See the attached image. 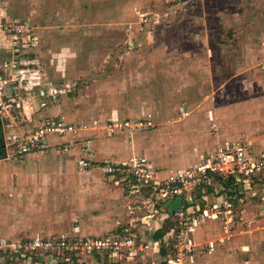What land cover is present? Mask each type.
<instances>
[{"label": "rangeland", "instance_id": "374dc122", "mask_svg": "<svg viewBox=\"0 0 264 264\" xmlns=\"http://www.w3.org/2000/svg\"><path fill=\"white\" fill-rule=\"evenodd\" d=\"M16 22L29 23L32 28L31 40L23 37L19 48L13 46L9 32ZM0 59H15L18 67L25 69V80L40 83L37 95L39 89L46 92L53 87L54 100H49L50 94L49 98L38 96L47 101L46 109L55 107L47 117L76 125L109 119L115 111L131 119L146 111L155 125L149 131L158 145L157 154L167 151L172 159L180 157L183 150L182 155L192 162L189 165L199 160V108L206 114L212 111L203 134L212 139L213 149L224 137L256 142L264 137V0H0ZM212 92L228 101H200ZM231 97L233 101H229ZM206 103L211 105L207 109ZM1 128L5 144V128ZM141 134L147 133H136ZM165 147L168 149L162 152ZM8 152L10 157V148ZM3 165L0 264H34L28 256L21 257L25 253L23 242L51 235L41 227L67 231L74 216L69 211L58 223L52 207L20 213L26 203L37 202H29L32 197L24 193V203H20L6 192L4 176L13 178L14 169ZM170 166L165 168L170 170ZM91 172L110 183L98 172ZM111 185L117 191L108 192L113 200L109 205L114 206L112 210L117 206L119 212L123 207V212L108 221L131 224L133 231L148 239V231H157L167 218L169 203L157 205L155 216L146 218L150 207L143 195L130 194L113 182ZM69 200L66 191L54 205L65 210L70 208ZM243 200L232 205L230 214L221 208L218 220L207 221L203 239L197 230L198 244L217 242L212 253H202L198 264H227L228 260L243 264L249 254L246 248L256 237L264 243L258 201ZM97 221L102 223L99 218ZM153 221L159 223L158 228ZM40 230L44 232H35ZM144 263L138 260L136 264Z\"/></svg>", "mask_w": 264, "mask_h": 264}, {"label": "built area", "instance_id": "2783aa9c", "mask_svg": "<svg viewBox=\"0 0 264 264\" xmlns=\"http://www.w3.org/2000/svg\"><path fill=\"white\" fill-rule=\"evenodd\" d=\"M31 31L29 23L10 25L13 46H23V37L29 42ZM24 70L18 67L15 59L0 65V126L5 128L4 146L8 155V148L11 150L9 158L20 161L31 153L46 150L50 136L81 138L85 133H96L101 129L98 121L75 126L63 119L45 118L30 132L17 130L24 114L23 103L27 99L24 93L40 86V83L25 80ZM47 92L54 95L53 87ZM38 96L45 98L47 93L39 89ZM154 127L148 115L146 119L133 121L114 118L105 123L102 130L105 135L131 136ZM250 147L245 141L222 143L212 152L200 156L194 166L168 172L142 156L110 163L99 162L93 153L84 151L77 161L78 171L98 172L114 185L126 188L130 194L143 195L150 207L146 218L154 217L152 214L157 205L178 201V208L164 219L169 221L168 227L159 238L154 237L156 230H149L148 239L133 231L131 224H118L114 232L101 238L70 236L68 233L34 236L23 242L25 253L21 257L28 256L36 262L34 264H39L38 261L42 264H136L138 260L145 261L144 264H191L197 253L212 251L213 244L217 243H196V230L209 220H218L221 208L225 213H231L230 208L237 202L239 194L234 187L244 191L249 183L264 178V153L254 154ZM69 148L64 145L61 152L66 154ZM226 184L231 187L229 191ZM142 188L151 191L142 193ZM208 195L219 196V202L208 204ZM260 218L264 220V212ZM148 259L149 263H146Z\"/></svg>", "mask_w": 264, "mask_h": 264}, {"label": "crops", "instance_id": "0c3cea01", "mask_svg": "<svg viewBox=\"0 0 264 264\" xmlns=\"http://www.w3.org/2000/svg\"><path fill=\"white\" fill-rule=\"evenodd\" d=\"M2 59H0V65L3 63ZM9 87L7 86V93ZM49 90V88H48ZM36 91V92H35ZM32 92H26L24 100V115L21 119L20 128L17 130L21 132H30L32 131L36 125L45 118H57V117H47L48 113L55 112V107L51 109H46V102L38 99L37 89ZM47 97L49 98L48 92L46 90ZM35 95V96H34ZM41 98V97H39ZM56 97H51L49 100H54ZM43 99V98H41ZM234 97H231L229 101H233ZM200 101H228L226 96L222 95H213V92L210 96H206ZM51 103V101H48ZM212 103V104H213ZM202 103H199V106ZM210 103H206L204 106L205 109L210 107ZM203 110V109H202ZM206 111V110H205ZM183 115V110H180ZM212 113V111H211ZM206 114L205 112H201L199 108V158L200 156L212 152L213 149V141L212 139L206 138L203 134V129L208 127V120L212 116V114ZM52 115V114H50ZM150 115L146 111H142L141 115L137 119H131L127 117H121L115 111L110 114L109 119L100 120V130L95 132H91L85 134L83 138L78 139L79 137H74L71 135H67L65 137L58 136H50L47 139L48 148L44 151H37L25 156L22 160L17 161L12 158H9L7 154L6 147L4 146V156L0 157V164H4L5 168H12L14 177L10 179L8 175L4 176V180L7 183L6 192L10 195L13 194L16 196L20 203H24L21 199L24 193H27V196L32 197V200L29 199V202H37L36 204L26 203L24 208L20 211L23 213V210L29 209L32 213H38L39 210H47L51 207L54 208L56 218V222H62L63 216L70 211V216L74 217L71 219L70 224H68V230H62L63 228L57 227H41L43 230H47V234H65L69 232H78L79 236L83 235H92L97 234L99 236H103L108 234V232H113L115 226L118 222L114 223L112 220L108 221L110 217H118V214L123 212H119L120 210L117 206L112 210L113 205H109V202L113 201L112 196L108 193L109 191H117V188L112 187V182L108 180L110 183L103 182V179H100L98 175H93L90 172H80L77 168L78 159L84 155V151H89L95 155V159L101 162H126L134 157H145L155 165L161 166L165 172L168 171H177L188 169L193 165H189L188 156L186 154L182 155L183 150L180 152V157L169 158V155L166 153L168 147H165L162 152L163 155L157 154V143L154 138L151 137L150 131H141L146 132L147 134L136 135L133 134L128 136L127 138L122 137L123 134L120 135H105L104 130H102L105 123L108 121L118 118V119H129V120H143L146 119L147 116ZM152 119V116L150 115ZM59 119V118H58ZM153 121V119H152ZM73 124L74 123H70ZM83 124V123H82ZM82 124H76L75 126H80ZM2 131V128H1ZM4 132V131H3ZM139 133V132H138ZM3 134V133H2ZM3 137V135H2ZM232 137L223 138L222 143L233 142ZM256 138V137H255ZM250 143L251 151L254 154L264 153V137L261 141L256 142L252 139V141H245ZM220 143V144H222ZM4 144V140H3ZM5 145V144H4ZM64 145L70 146L69 151L66 154L61 153V149ZM172 148V147H171ZM170 148V149H171ZM154 149V151H153ZM180 151V149H179ZM161 152V154H162ZM149 160V161H150ZM16 163L13 166L11 163ZM172 164V167L169 169L165 168ZM177 166L183 167L182 169H176ZM175 168V169H174ZM174 169V170H173ZM93 176V177H92ZM9 177V181H8ZM97 177V178H96ZM97 179H99V183H96ZM8 181V182H7ZM107 182V181H106ZM11 185V190H10ZM13 186V189H12ZM217 188V187H215ZM226 188L230 189L229 184H226ZM219 191V188H217ZM235 192H239L237 196L238 202H244L243 199L252 198L258 201L256 209H257V217L260 219L261 223L264 227V220L260 218L262 212H264V178L261 180L253 181L246 185L244 191L242 189L233 188ZM66 191L69 194V207L65 210H61L62 206L55 207L54 203L59 201L62 195H66ZM229 191V190H228ZM11 199L7 200L10 202ZM208 204L218 203L219 196H207ZM60 202V201H59ZM28 204V205H27ZM173 205H175L174 209L178 208V201H173ZM73 205V206H72ZM28 206V207H27ZM99 208H104L103 210H99ZM10 209V213L12 212ZM111 210V211H110ZM175 210L171 211L174 212ZM156 212V211H155ZM170 212V211H169ZM155 216V215H154ZM97 218L100 219L98 223ZM216 221V220H215ZM155 221L151 222L152 224ZM95 223L96 224L95 226ZM206 223V222H205ZM202 224L197 230L199 231V236L203 239L205 234V227ZM159 223L155 222L154 226L158 228ZM169 221H164L161 227H159L156 231H163L168 227ZM117 228V227H116ZM43 230L35 231L44 232ZM196 230V232H197ZM211 230V228H210ZM195 232V234H196ZM81 234V235H80ZM194 241L197 243V239ZM201 239V240H202ZM198 240V241H201ZM213 241H209L202 244H208ZM234 245V243H232ZM215 244H213L212 252L215 250ZM248 258L243 264H264V243L260 237H256L255 242H253L252 246L247 247ZM212 253L211 251L204 250L194 257L193 262L191 264H198L201 259L199 258L202 253ZM204 253V254H205ZM253 254V255H252ZM199 255V256H198ZM259 255V256H258ZM199 258V259H198ZM227 264H240L239 262L235 263L232 261H226Z\"/></svg>", "mask_w": 264, "mask_h": 264}, {"label": "trees", "instance_id": "16d2710c", "mask_svg": "<svg viewBox=\"0 0 264 264\" xmlns=\"http://www.w3.org/2000/svg\"><path fill=\"white\" fill-rule=\"evenodd\" d=\"M0 144L2 145L3 144V137H2V131H1V126H0ZM4 156V149L1 147V150H0V157H3ZM175 205H173L172 203H169L168 207L170 209V212L175 210L174 207ZM162 234V231H158L157 233H155V238H159L160 235Z\"/></svg>", "mask_w": 264, "mask_h": 264}, {"label": "water", "instance_id": "95a60500", "mask_svg": "<svg viewBox=\"0 0 264 264\" xmlns=\"http://www.w3.org/2000/svg\"><path fill=\"white\" fill-rule=\"evenodd\" d=\"M1 146H2V148L4 149V144H2Z\"/></svg>", "mask_w": 264, "mask_h": 264}, {"label": "flooded vegetation", "instance_id": "af4514ba", "mask_svg": "<svg viewBox=\"0 0 264 264\" xmlns=\"http://www.w3.org/2000/svg\"><path fill=\"white\" fill-rule=\"evenodd\" d=\"M1 147H2V146H1V144H0V150H1Z\"/></svg>", "mask_w": 264, "mask_h": 264}]
</instances>
